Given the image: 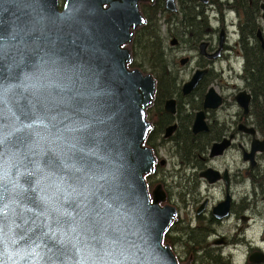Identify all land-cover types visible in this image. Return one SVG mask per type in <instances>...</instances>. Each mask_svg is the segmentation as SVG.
<instances>
[{
    "label": "water",
    "instance_id": "water-1",
    "mask_svg": "<svg viewBox=\"0 0 264 264\" xmlns=\"http://www.w3.org/2000/svg\"><path fill=\"white\" fill-rule=\"evenodd\" d=\"M148 1L0 0V264H179L145 179L156 82L125 47Z\"/></svg>",
    "mask_w": 264,
    "mask_h": 264
},
{
    "label": "flooded vegetation",
    "instance_id": "flooded-vegetation-1",
    "mask_svg": "<svg viewBox=\"0 0 264 264\" xmlns=\"http://www.w3.org/2000/svg\"><path fill=\"white\" fill-rule=\"evenodd\" d=\"M166 1L159 16L171 22L161 33L174 51L171 59L166 50L171 72L178 58L192 71L181 83L175 73L173 92L147 115L155 159L147 189L159 186V205L176 211L163 242L179 264H264V0H173V12Z\"/></svg>",
    "mask_w": 264,
    "mask_h": 264
},
{
    "label": "trees",
    "instance_id": "trees-1",
    "mask_svg": "<svg viewBox=\"0 0 264 264\" xmlns=\"http://www.w3.org/2000/svg\"><path fill=\"white\" fill-rule=\"evenodd\" d=\"M153 6L141 4L140 11L145 17L144 26L136 29L130 45L131 62L128 65L132 69H147L151 72L156 82V91L152 105L147 108L148 118H151V112L159 107L163 98L173 92L171 89L175 86V76L171 72L173 68L169 57L166 54V46L161 35V19L159 15L164 13V0H154ZM186 13L188 10H185ZM189 14V13H188ZM167 30L171 27V22L164 21ZM203 24V23H202ZM260 92L264 95V73L260 75ZM262 95V96H263ZM262 113V112H261ZM264 114V113H263ZM156 130H154L155 132ZM148 135L145 145L151 147L150 136ZM164 243V242H163ZM165 244V243H164Z\"/></svg>",
    "mask_w": 264,
    "mask_h": 264
},
{
    "label": "rangeland",
    "instance_id": "rangeland-1",
    "mask_svg": "<svg viewBox=\"0 0 264 264\" xmlns=\"http://www.w3.org/2000/svg\"><path fill=\"white\" fill-rule=\"evenodd\" d=\"M63 1L64 0H59V5H60V7L62 6V4H63ZM160 17V19H161V33L163 34V36L164 37H166L167 35H168V33H167V27H166V25L164 24V19H163V17H161V16H159ZM165 45H166V47L168 48V46H169V40H167V42L165 43ZM128 50H130V45L128 44V45H126L125 46ZM167 53H168V55H170V57H171V59L173 58V56H174V51H172V49L170 48H168L167 49ZM178 61H179V58L177 59V66H175V68L173 69V71H174V74L176 73V75H177V78H178V81H180V83H181V81H187L188 79H189V77L191 76V71H192V66L191 65H185L184 67H181V66H179V64H178ZM130 64V63H129ZM128 64V65H129ZM129 69H132V68H129ZM138 70H140L143 74H150V75H152L151 74V72L149 71V70H145V69H138ZM176 81H177V79H176ZM177 81V82H178ZM146 114L148 115V113L146 112ZM150 120V119H149ZM151 148V147H150ZM145 179H146V177H145ZM166 244V243H165ZM168 245V244H167ZM169 246V245H168ZM170 247V246H169ZM238 255V257L236 258V259H238L239 261H241V256L239 255V254H237ZM210 263V264H213L212 262H210V261H207V263ZM182 264H187V262H186V260H183L182 261Z\"/></svg>",
    "mask_w": 264,
    "mask_h": 264
},
{
    "label": "bare ground",
    "instance_id": "bare-ground-1",
    "mask_svg": "<svg viewBox=\"0 0 264 264\" xmlns=\"http://www.w3.org/2000/svg\"><path fill=\"white\" fill-rule=\"evenodd\" d=\"M188 13H189V10H188ZM190 14V13H189ZM200 15V14H199ZM149 191V190H148Z\"/></svg>",
    "mask_w": 264,
    "mask_h": 264
}]
</instances>
